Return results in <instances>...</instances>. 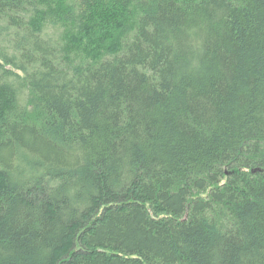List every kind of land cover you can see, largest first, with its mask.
<instances>
[{"label": "trees", "instance_id": "1", "mask_svg": "<svg viewBox=\"0 0 264 264\" xmlns=\"http://www.w3.org/2000/svg\"><path fill=\"white\" fill-rule=\"evenodd\" d=\"M0 264H264V0H0Z\"/></svg>", "mask_w": 264, "mask_h": 264}]
</instances>
